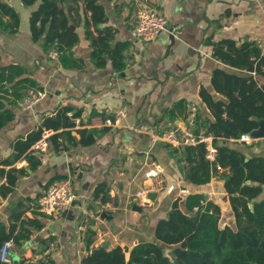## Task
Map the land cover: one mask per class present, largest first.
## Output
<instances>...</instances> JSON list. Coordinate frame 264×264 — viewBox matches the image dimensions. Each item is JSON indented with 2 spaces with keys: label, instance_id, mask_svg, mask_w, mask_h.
<instances>
[{
  "label": "crops",
  "instance_id": "1",
  "mask_svg": "<svg viewBox=\"0 0 264 264\" xmlns=\"http://www.w3.org/2000/svg\"><path fill=\"white\" fill-rule=\"evenodd\" d=\"M4 1L16 8L21 21L15 33L0 29V67L11 63L25 66L43 87L40 92L44 96L31 110H23L21 103L13 107L16 118L0 132V167L12 153L13 142L37 128L43 115H53L59 108L70 106L74 109L71 113L80 111L79 117L89 120L127 108L126 116L115 126L102 129L94 144L61 152L49 148L41 154L42 162L36 170L28 168L7 197L0 194V223L7 232L14 224V233H26V238L13 247L9 262L51 264V259L53 264H81L86 254L84 231L89 217L96 221L93 249L119 245L127 249L129 257L133 246L153 241L169 255L178 245L160 242L155 236L156 225L167 217L174 202L178 201L185 210L184 200L190 193L201 192L218 202L219 225L237 229L224 180L215 175L205 185L186 181V162H178V156L159 136L163 128L185 124L182 117L177 121L165 118L176 100L189 103V120L198 108L204 116L211 117L199 92L204 86L216 98L222 97L212 85L215 68L248 74L214 58L205 39L214 35L215 39L230 38L238 43L251 40L264 47V0H98L108 16L107 22L99 26L114 29L113 42H129L127 65L122 71L114 69L109 58L106 66L96 65L84 19L74 25L80 36L74 53L84 66L80 70L62 68L55 55L44 53L30 31V13L41 0L31 6L22 0ZM141 9H155L169 21L167 29L149 42L131 35ZM80 12L82 17L83 7ZM256 77L264 84V75ZM38 92L31 91L29 95ZM76 136L80 138L77 133ZM254 139L244 143L252 145V153L264 154V139ZM23 166H28L24 159L17 163V167ZM55 176L70 178L76 197L67 210L47 215L40 210V203L48 182ZM5 182L6 176H0V185ZM100 183L106 184L105 200L103 195H94ZM140 190L147 195L138 196ZM151 193L156 196L151 198ZM135 204L141 209L134 208ZM227 208L232 213L226 219L223 217ZM16 210L22 213L18 221L12 218ZM103 212L110 217L103 216ZM22 220H36L42 226L34 228L26 223L22 230Z\"/></svg>",
  "mask_w": 264,
  "mask_h": 264
},
{
  "label": "trees",
  "instance_id": "2",
  "mask_svg": "<svg viewBox=\"0 0 264 264\" xmlns=\"http://www.w3.org/2000/svg\"><path fill=\"white\" fill-rule=\"evenodd\" d=\"M37 1L22 0V3L31 6ZM69 1L41 0L30 13L32 37L40 42L44 53H55L64 69H82L84 63L74 53V47L80 40L74 25L84 19L85 35L91 42L92 58L96 65L106 66L109 58L114 69L124 70L129 42H113L114 29L99 26L108 20L105 7L98 0ZM80 7L84 8V18L81 17ZM20 21L16 8L0 0V29L15 33L20 28ZM205 44L211 47L214 58L246 70L248 74L215 68L212 85L222 97L216 98L204 86L199 92L211 117L204 116L198 108L189 120V103L179 99L167 110L165 118L177 121L182 117L196 135L201 132L212 135L217 148L216 158L211 161L206 157L205 143L181 147L164 144L171 149L172 154L178 156V162H186V181L205 185L215 175L224 180L237 229L219 225L221 205L218 202L201 192L190 193L184 200L185 210L180 208L178 201L174 202L167 217L160 219L156 225L155 236L160 242L178 245L169 255L164 253L161 244L153 241L136 244L129 250V257H126L127 249L119 245L112 249L105 246L93 249L96 221L89 217L84 231L86 254L81 264H264V154H254L252 145L238 141L242 134L251 133L259 127L257 118H264V84L256 77L264 75V47L251 40L238 43L230 38L215 39L214 35L207 37ZM42 90L43 87L25 66L11 63L0 67V132L16 118L13 107L20 106L31 91ZM73 110L70 106H63L53 115H43L37 128L13 142L12 153L2 161L4 166L0 167V176H6V182L0 185L2 196L7 197L14 190L20 177L28 173V168L34 171L41 165L42 153L32 146L42 137L44 130L53 131L49 137V147L55 152L96 142L101 130L75 128L73 119L81 116V112L71 113ZM110 116L114 118L113 113ZM167 128L161 129L160 134ZM76 133L80 138H77ZM23 159L28 162V166L17 167V163ZM6 165L10 167L6 169ZM60 178L63 177H53L47 188ZM105 189V183L98 184L94 190L95 197L103 195L105 200ZM250 204H253V208ZM21 215L16 210L12 218L18 221ZM26 223L34 228L42 226L36 220H22V230ZM14 228L12 224L11 230L7 232L5 225L0 223V248L6 240L13 239L15 244H20L26 238V233L20 231L16 234ZM49 262L53 264L51 259ZM0 264L12 262L0 259Z\"/></svg>",
  "mask_w": 264,
  "mask_h": 264
},
{
  "label": "built area",
  "instance_id": "3",
  "mask_svg": "<svg viewBox=\"0 0 264 264\" xmlns=\"http://www.w3.org/2000/svg\"><path fill=\"white\" fill-rule=\"evenodd\" d=\"M168 18L155 9H141L137 12L135 25L131 30L133 38L143 41H152L158 34L167 29ZM264 43V42H263ZM126 54L127 51H126ZM55 55V53L53 54ZM44 96V93L38 92L33 95H28L21 102L23 110H31L38 101ZM109 115L105 117H95L89 120L82 117H75L73 122L75 128L87 127L96 128L102 130L106 127L115 126L121 119L127 114V108L122 107L114 114V118ZM53 133L52 130H44L42 137L37 140L32 148L41 153L49 151V137ZM159 139L171 144L174 147H181L183 145H195L198 143H205L207 148L206 157L209 160L216 158L217 148L213 144L214 137L210 134L201 132L196 135L187 125L183 122L175 123L168 127L160 136ZM255 140L250 133L242 134L238 139L240 142H252ZM138 196L147 195L145 190H140L137 193ZM76 193L73 185V181L70 178H62L56 180L46 191L45 195L41 199L40 210L47 215H56L67 210L72 202L75 200ZM15 242L13 239L6 240L0 248L1 261L8 262L10 260V254L12 252Z\"/></svg>",
  "mask_w": 264,
  "mask_h": 264
},
{
  "label": "water",
  "instance_id": "4",
  "mask_svg": "<svg viewBox=\"0 0 264 264\" xmlns=\"http://www.w3.org/2000/svg\"><path fill=\"white\" fill-rule=\"evenodd\" d=\"M257 120L259 121V127L254 129L250 134H251L252 137H254V138L258 139V140L264 139V118H262V119H258L257 118ZM155 196H156L155 193L154 194H152V193L150 194L151 198H154ZM136 207L141 209L140 206H137L135 204L134 208H136ZM250 207L253 208V204H250ZM102 215L110 217V215H108L106 212H103Z\"/></svg>",
  "mask_w": 264,
  "mask_h": 264
},
{
  "label": "rangeland",
  "instance_id": "5",
  "mask_svg": "<svg viewBox=\"0 0 264 264\" xmlns=\"http://www.w3.org/2000/svg\"><path fill=\"white\" fill-rule=\"evenodd\" d=\"M232 211L229 210L228 208L226 210H224V217L223 218H229L228 216L231 215Z\"/></svg>",
  "mask_w": 264,
  "mask_h": 264
}]
</instances>
